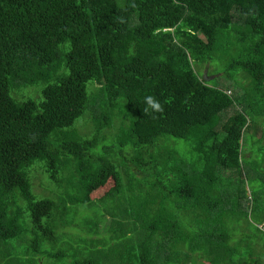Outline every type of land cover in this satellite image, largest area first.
I'll return each instance as SVG.
<instances>
[{
  "label": "trees",
  "instance_id": "1",
  "mask_svg": "<svg viewBox=\"0 0 264 264\" xmlns=\"http://www.w3.org/2000/svg\"><path fill=\"white\" fill-rule=\"evenodd\" d=\"M223 57L241 93L201 71ZM32 87L40 98L14 95ZM149 95L163 113L143 112ZM260 126L264 0H0V264H264V191L244 178L264 174ZM173 138L194 156L178 159ZM249 197L254 231L239 223ZM96 203L103 219L74 241L95 253L56 251L57 215Z\"/></svg>",
  "mask_w": 264,
  "mask_h": 264
},
{
  "label": "rangeland",
  "instance_id": "2",
  "mask_svg": "<svg viewBox=\"0 0 264 264\" xmlns=\"http://www.w3.org/2000/svg\"><path fill=\"white\" fill-rule=\"evenodd\" d=\"M202 65V64H201ZM224 65H225V57H223L221 60L214 58L213 60L204 63L203 67L205 68H201V71L204 72L208 77L207 79H211L209 82L211 85L213 86H218V84L222 85V87L229 92L230 94H237V93H241V91L243 90V87L246 86L248 84L247 79L246 80H242L239 79L238 80V84L236 85L235 82H233L232 80H226L224 78V75L226 74V72L224 71ZM207 66V67H206ZM199 67V65H197V68ZM90 86L91 83L88 84V91L90 92ZM92 87V86H91ZM14 95L18 98V99H22L24 97H28V96H34L33 98H40L42 95L40 93L39 96V88H27V89H22L20 92L15 93ZM234 111L232 110H227V112H224L223 114V119H226L230 114H232ZM95 114L93 112H90L88 114L85 115V117L83 118V120L81 121L80 119L83 117H81L79 120L81 122L78 123V125L76 126V128L78 129V131H80L81 133H90L92 132L93 124V118H94ZM121 122L119 119H116L115 121V125L111 126V128L104 130V132L107 134V138L108 140H101V143L99 145V151H102V148L104 145H108L113 143L111 138L114 140V133H115V127L117 125H119ZM68 130V129H65ZM62 130H57L55 132L52 133L51 135V140L52 142L54 141V135L57 132H60ZM111 135V136H110ZM261 137L262 142L264 143V127L260 126L259 131L257 133H255V139L258 140ZM173 140H175L176 145L175 147L179 150L180 154H182V158L181 155L178 156V159H183V161H188L189 159H191V156H194L190 145L188 144V141H186L184 138H173ZM186 153L188 154V157L185 158ZM126 156H129L130 154L127 153V150L124 151V153ZM130 157V156H129ZM42 170V169H41ZM41 170L35 171L34 173V187L33 190L34 192L36 191L37 194L44 196V195H49L50 194V190L46 189V186H42V174H41ZM226 176H231L234 177V173L232 171H225ZM245 181H246V189L248 190L247 193L251 194L252 192H256L259 193L261 190L264 191V174H262L260 177H249V176H245ZM50 185V184H49ZM53 189L56 188V186H51ZM35 188V189H34ZM251 199L249 197L248 201H244L243 205H241L240 210H241V214H240V221L239 223L241 224V226L246 229H251V230H255V228H257V226L260 224V220L259 218L256 216L257 212L252 211L251 209ZM64 207V206H63ZM66 208H71L69 206H67ZM105 212V210L101 207L100 203H96L91 205V208L87 207V204H78V207L76 208H71V210L64 216L62 215H57V221L61 224L60 229L62 228V226L65 224L66 225V231H68L67 233L62 232L60 229L57 232L63 233L62 238L60 237L59 240V244L57 246H55V250L57 251L59 248L64 247L66 249H70L72 250L73 248H76V246H79V259H83L85 258L92 250V246L90 244H76L74 241L75 239L79 236V235H85L87 234L86 232V228L85 227V223L86 220L89 219L92 222H99L100 220L103 219V213ZM24 216H26V213L24 214ZM76 219V222H79V224H74L75 222L73 221V223L71 224V221ZM111 222V218L109 217V215H106L104 217L103 222L100 224V231L102 232H106L109 228ZM69 224V225H67ZM261 227H263L264 229V225H260ZM84 227V228H83ZM71 232V233H70ZM251 232V231H250ZM93 252L95 253V250H93ZM99 254V253H97ZM95 255V254H93ZM38 257V256H37ZM40 261H38L36 264H67V262L64 260L63 261H55L52 260L50 258H45L44 257H39ZM36 258V259H39ZM34 260V257H29V258H24L21 257V260ZM41 259H44V262L41 261ZM72 258L68 259V262L72 261ZM208 262V261H207ZM207 262H202V261H196L195 264H209ZM179 263V262H178ZM190 264H194L193 262H189ZM189 263H184L182 262L181 264H189ZM180 264V263H179Z\"/></svg>",
  "mask_w": 264,
  "mask_h": 264
},
{
  "label": "clouds",
  "instance_id": "3",
  "mask_svg": "<svg viewBox=\"0 0 264 264\" xmlns=\"http://www.w3.org/2000/svg\"><path fill=\"white\" fill-rule=\"evenodd\" d=\"M145 108L143 109V112L145 114L151 113H163L164 106L163 104L154 96H146L144 98Z\"/></svg>",
  "mask_w": 264,
  "mask_h": 264
},
{
  "label": "built area",
  "instance_id": "4",
  "mask_svg": "<svg viewBox=\"0 0 264 264\" xmlns=\"http://www.w3.org/2000/svg\"><path fill=\"white\" fill-rule=\"evenodd\" d=\"M263 228V227H262Z\"/></svg>",
  "mask_w": 264,
  "mask_h": 264
}]
</instances>
